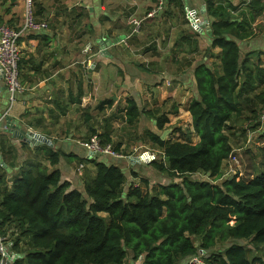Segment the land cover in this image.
Returning a JSON list of instances; mask_svg holds the SVG:
<instances>
[{
	"label": "trees",
	"instance_id": "trees-1",
	"mask_svg": "<svg viewBox=\"0 0 264 264\" xmlns=\"http://www.w3.org/2000/svg\"><path fill=\"white\" fill-rule=\"evenodd\" d=\"M201 1L208 25L176 39V45L188 44L195 52L193 38L206 37L204 56L218 48V62L207 63L202 56L192 68L193 95L186 110L197 141L192 142L188 129H180L183 139L160 137L168 114L177 113V103L167 111L144 110L128 98L118 110L127 125L141 113L155 119L156 130L146 129L143 137L160 155L147 164L167 181L151 182L133 170L128 179L118 164L104 158L108 154L75 156L37 145L36 154H44L49 169L35 156L17 157L16 147L0 135V231L19 254L7 264H195L193 257L203 264H264V146H258L260 161L253 162L246 176L222 170L233 154L231 136L246 130L239 119L253 121L250 129L255 128L264 109V68L258 63L264 50L242 54L241 46L257 36L253 23L264 11V0ZM171 3L184 12V0H164L155 17ZM125 28L124 35L131 32L126 41L133 45L132 27ZM149 50L156 47L145 48L144 54ZM83 95L79 84L67 101L80 104ZM112 103L111 97L103 98L95 107L99 111ZM104 121L101 132L89 127V137L96 134L101 146L109 144L125 155L122 142L113 141L110 121ZM61 157L76 159L83 168L90 164L93 173L85 169L78 181L64 177L57 167ZM251 248L262 253L250 255Z\"/></svg>",
	"mask_w": 264,
	"mask_h": 264
},
{
	"label": "crops",
	"instance_id": "crops-1",
	"mask_svg": "<svg viewBox=\"0 0 264 264\" xmlns=\"http://www.w3.org/2000/svg\"><path fill=\"white\" fill-rule=\"evenodd\" d=\"M102 1L78 0L70 5L71 9H84L87 13V20L93 32L89 41L85 44L84 42L79 43L78 38H68L70 31L67 33L62 13L54 7L58 3V0H33L34 3H38L41 6L37 8V5L34 4L36 18L45 21L46 27L23 30L18 39L21 51L19 68L23 91L18 92L14 100H10V95L7 94L8 90L0 74V135L16 147L17 157L19 155L24 157L25 155L30 159L35 156L33 160H39L49 169L51 167L44 160V154H36L35 151L37 145L46 143L33 145L24 140L14 138L9 131L3 130L6 117H9L10 123L12 122L23 129L31 130L47 137L52 142V145L49 146L53 148H59L66 154L70 153L78 156L77 154L80 149L74 144L77 143L82 147L83 153L88 156V152L81 145L82 138H79L83 135V128L80 127L81 122L77 113L81 108L89 106L90 102L93 101V99H90V96H94V91L99 90L101 84H105L104 86H107L108 90L99 92V96L103 93H108L104 98L111 97L116 103L123 102L124 105L126 99L135 98L138 104L143 106L144 110L159 108L162 104L165 106V100H173L180 85L186 91L189 84L194 87L192 74L194 61L186 68L178 69L177 71H172L170 66L169 71L168 69L162 70L158 66L162 65L164 61L162 60L161 62L157 56H143V59H136L133 62L129 54L119 49L118 46L121 45L119 41L110 45L106 43L104 51L100 52L98 45L100 40L98 39L111 41L117 38L118 35H111L105 31L104 20H120L118 11H107L101 4ZM123 1L127 2L128 0ZM194 1L199 3L200 6L195 4H192L191 7L185 6L189 7V9H195L194 6L201 9L203 5L202 1ZM24 5L25 0H14L12 3L10 0H7L4 4L0 5V16L3 22L20 27L24 17ZM116 6H118V3H116ZM101 13L102 17H100ZM119 26V24H114L115 28H119ZM92 42H96L97 46H94ZM93 49L97 52H93ZM85 54L89 57L86 60L89 66L88 69L87 65H84ZM143 55H147V53ZM91 63L93 66L90 68ZM141 63L143 66H140ZM98 64H101L102 67H97ZM84 67L88 73L87 77L90 74L93 79L94 87L92 89H86L82 77ZM103 69H110V72H113V76L111 74H103L100 77V70ZM170 83L171 88H168L169 85L167 84ZM79 84H81L84 90L81 103H68V92L72 91V93L76 94ZM191 89L193 91L192 87ZM149 96H155L160 100V104L158 101H155V107H153V101L149 99V105L146 100ZM167 110L168 108L163 111ZM187 114H189L188 111ZM168 115L171 117L172 114ZM139 118H143L147 129L156 130L155 119L153 117L141 113ZM123 146L122 143L121 147ZM148 151L152 152L145 150L136 154L142 156L143 159L140 161H131L128 155L121 156V158L124 157L130 163H137L143 166L142 173L137 171V169L133 171L136 170L138 175L146 176L152 182L150 174L155 176L156 173H152V169L147 168L150 167L147 163L151 160L148 159L147 154L145 155ZM4 158L8 161L11 160L8 155H4ZM0 159L3 162L1 154ZM108 160L117 163L119 166L123 162L121 159L115 160L114 157L108 158ZM74 164V160L70 161L66 157H61L57 167L64 177L78 181L80 170L78 169V165L75 166L76 164ZM84 168L87 170V174L93 173V167L90 164H86ZM17 170L18 166L13 168L12 171L16 172Z\"/></svg>",
	"mask_w": 264,
	"mask_h": 264
},
{
	"label": "rangeland",
	"instance_id": "rangeland-1",
	"mask_svg": "<svg viewBox=\"0 0 264 264\" xmlns=\"http://www.w3.org/2000/svg\"><path fill=\"white\" fill-rule=\"evenodd\" d=\"M78 0H58V3L54 5L55 9H59L63 16V22L66 24V30L67 33L69 32V37L71 39L78 38V42H84L85 44L87 41H89V38L93 32L89 26V22L87 20V13L84 9H71L70 5L71 3H75ZM118 3V6H116V3ZM148 3V4H147ZM185 5H188L191 7L192 4H195L197 6H200L199 3L195 2L194 0H184ZM37 5V8H40L41 6L38 5V3H34ZM101 4L109 10V12L118 11L120 20H114V21H107L104 20L103 25H105V31L109 32V34H118V35H124L127 31L125 26H128L129 28H133L134 26L130 23V19L136 18L140 21L139 26L137 27V30L133 33V36L130 37L132 39V44L128 43L127 38L130 36L131 32L127 33V36L124 35L125 39L119 40L121 45H119V49L127 53L131 56V59H133V62L136 61V59H143L146 56H157V58H160V61H164L162 65H159L158 67L160 69H169V66L171 70L177 71L178 69L186 68L191 64V60H195L194 63L199 61L202 56L204 57V61L207 63H210L211 61L218 62V59L215 57V53L218 51L217 47L210 48V51L212 52V55L205 54V49L209 46V39L202 35L196 36L193 39L196 40V50L195 52L189 48L187 45H176V39L179 38L180 34L185 32H189V35H193L194 27L191 25L188 14L190 10H194V16L198 17V20H202V18L205 17L204 10L197 8L196 9H189V7L185 6L184 12H181L179 9L175 7L173 3L169 4L167 10H163L160 12V14L155 17L156 13L152 16H147L148 11L151 10L152 7L155 5V0H128L127 2H124L123 0H103ZM125 4V5H124ZM204 5V4H203ZM148 9V10H147ZM163 9V8H162ZM161 11V10H160ZM59 13V12H56ZM184 13V15H183ZM201 15V16H200ZM102 13L100 14V17H102ZM160 16V17H159ZM207 19V18H206ZM5 23V22H4ZM119 24V28H115L114 24ZM8 24V23H7ZM131 25V26H130ZM207 26V25H205ZM254 31L256 32L257 36L253 39L249 40V42H242V54H244L247 50L250 49H259L264 50V11L262 14L257 17L255 22L253 23ZM125 28V29H124ZM206 28V27H205ZM132 30V29H131ZM117 35V37H118ZM82 40V41H81ZM125 40V41H124ZM94 46H97L96 42H92ZM156 47V50H149L147 51V55H143L145 48ZM194 46V43H193ZM96 50L93 49V52ZM97 52V51H96ZM259 55L260 60L258 63H260L261 67L264 68V53ZM152 54V55H150ZM144 56V57H143ZM252 61H256V56H251ZM89 57L85 54V62L84 65H87V59ZM189 59V60H188ZM92 62V60H91ZM188 63H190L188 65ZM93 66L91 63L90 68ZM87 69L89 66H86ZM97 67H102L101 64H98ZM83 79L85 82L86 89L88 88L92 89L94 87L93 85V79L89 74V77H87L88 73L86 72V68H83ZM92 71V70H91ZM103 74H111L113 76V72H110L109 70H100L99 76H103ZM108 79V77H106ZM136 80V79H135ZM140 80V77H139ZM164 81V79L162 78ZM142 84V81H141ZM105 84L100 85V89L94 91V96H90V99H93L92 102H90L89 106L86 107L87 111H84L83 109L79 110L77 113V116L79 117V120L81 122L80 127L83 128V135L81 142L87 141L90 135V129L89 127L91 125L97 127L98 131H102V126L105 125L106 119H108L111 123L112 127V135H113V141L114 142H122L123 147H121V152H124V156H134L140 152H143L145 150H150L155 153V158H159V152L155 149L153 144L146 139L145 137V130L147 129V125L144 122L143 118H139L136 123L133 125H127L125 123L121 116L122 113L118 111L119 109H122L123 102L116 103L113 101L111 106L103 107L102 109L99 108V111L96 109L97 103L104 98L105 95H108V93H103L99 96V92H105L108 90L107 86H104ZM169 85L168 88H171V83L167 84ZM192 85L189 84L187 86V91L184 89L181 85L178 87L176 94L173 98L174 101H168L166 105L163 104L158 108L159 111H163L165 109H169L172 105V102L178 103V111L177 113L170 114L171 117H169V121L165 123L164 129L159 130L160 135L164 132L163 136L164 138L169 137L171 139H183V134L181 130H189L190 137L192 142L197 141V137L192 131L191 128V120H190V114H187L186 105L188 100L191 98V94H193V91L191 89ZM261 88V85L258 87L256 91H258ZM153 93V92H152ZM9 95V93L7 92ZM17 96V93H14V97ZM123 98V97H122ZM82 99V98H81ZM150 100L153 101V104L155 101L160 104V100H158L155 96H149L146 100L150 105ZM168 100V99H167ZM165 100V101H167ZM176 101V102H175ZM155 107V104L154 106ZM260 111V110H259ZM86 114L89 115L88 120H86ZM260 119L256 125L255 128L250 129V125L253 124V121L248 123V120H244L243 118L239 119L238 125H244L246 127L245 132L236 131L231 136V143L233 146V155L236 156L237 162L232 160L233 158H229L225 160L222 164V170L225 172V174H234L236 171L237 173L240 172L239 176H246L248 171H250L253 168V162L260 161L261 154L258 150V146H264V109L260 112ZM79 126V125H78ZM238 127V126H235ZM176 129V130H175ZM181 129V130H180ZM241 129V128H236ZM169 131H172L170 133ZM76 147L80 149L78 156H82L83 149L80 147L77 143H74ZM134 147H136V150H133ZM130 154H126V152H130ZM146 155V153H145ZM152 155V153H151ZM149 155L148 157H153ZM106 160L108 158H111L109 155H106L104 157ZM114 159L122 160L123 162L120 164V167L124 171V173L127 174V178L129 179L130 171L137 169L140 173H142L143 166H140L137 163H130L127 161L124 157H114ZM75 161V166L78 165ZM117 164V163H116ZM80 169L79 175H83L85 173V168H81L80 165L78 166ZM152 169L151 167H147ZM131 169V170H130ZM87 171V170H86ZM136 171V170H135ZM157 173V172H156ZM144 174V173H143ZM152 178H154L157 182L158 181H167V178H158V173L153 176L150 174ZM151 181V180H150ZM139 181L138 179L135 181L137 184ZM127 184V183H126ZM246 245L248 243L246 241H243ZM250 246V245H249ZM251 247V246H250ZM262 250H264V245L262 246ZM262 251H256L251 248L250 255L252 254H261ZM192 261V259H190ZM189 260V261H190Z\"/></svg>",
	"mask_w": 264,
	"mask_h": 264
},
{
	"label": "built area",
	"instance_id": "built-area-1",
	"mask_svg": "<svg viewBox=\"0 0 264 264\" xmlns=\"http://www.w3.org/2000/svg\"><path fill=\"white\" fill-rule=\"evenodd\" d=\"M163 2L164 0H155V5L150 11H148L147 16H152L157 11H160L163 8ZM24 6V17L20 27H15L7 23L0 22V74L3 83L9 92L10 100H14V93L23 91V84L20 79L19 68L21 51L18 39L23 30L46 27L45 21L35 18L33 0H25ZM130 23L134 26L132 28V32H135L140 24V21L136 18H132L130 19ZM81 145L86 148L88 156H91L94 153L108 154L115 157L124 156L121 153L115 152L109 144L101 146L99 138L96 134L91 135L87 141L81 142ZM135 148L136 147H134L133 150H136ZM146 154L148 156H153L150 158L148 157V159L152 160L155 158L154 152L148 151ZM230 157L233 158L232 160L237 162L235 155L231 154L229 158ZM80 167H82V165H80ZM11 247L12 240L6 235H3L0 231V264H7L13 259L19 257V254L13 251ZM192 262L195 264H203V261L198 257H193Z\"/></svg>",
	"mask_w": 264,
	"mask_h": 264
},
{
	"label": "water",
	"instance_id": "water-1",
	"mask_svg": "<svg viewBox=\"0 0 264 264\" xmlns=\"http://www.w3.org/2000/svg\"><path fill=\"white\" fill-rule=\"evenodd\" d=\"M202 6H203L202 10H204V5H202ZM188 19H189L191 25L194 27V29H196L198 31H201L202 25H208L207 19L202 18V20H198V17L194 16V10H190V12L188 14ZM123 38H124V35H121L120 37H117L111 41H106L105 39H101V38L98 39V40H100L98 43L99 49H100L99 51L100 52L104 51L106 43H108L109 45L114 44ZM3 130L9 131L14 138H17L19 140H24L27 143H30L33 145L34 144L35 145L40 144V143H46L48 145H52L51 140L48 139L47 137H45L39 133L33 132L31 130L23 129L19 125L14 124L12 122L10 123L9 117H6V123L3 127ZM163 134H164V132L160 135V137L162 139H164ZM129 158L131 161H140L143 159L141 155L129 156ZM0 163H2L1 159H0Z\"/></svg>",
	"mask_w": 264,
	"mask_h": 264
}]
</instances>
